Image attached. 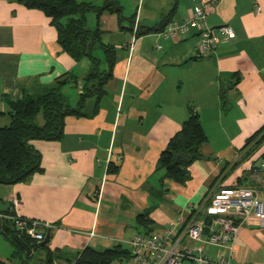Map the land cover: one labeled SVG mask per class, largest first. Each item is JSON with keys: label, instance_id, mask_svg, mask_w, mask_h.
<instances>
[{"label": "crops", "instance_id": "obj_1", "mask_svg": "<svg viewBox=\"0 0 264 264\" xmlns=\"http://www.w3.org/2000/svg\"><path fill=\"white\" fill-rule=\"evenodd\" d=\"M202 1L209 27L228 23L236 32L234 39H221L209 57L198 56L196 30L168 38L155 31L139 36L134 23L126 22L135 14L138 25L153 26L173 9L172 18L183 20L193 15L194 0H119L122 20L115 12L102 13V40L117 48L118 60L99 111L67 116L60 140L32 141L42 155L40 170L23 182L0 184L4 203L19 197L23 216L52 225L36 264H47L49 252L51 264H73L86 246L130 251L135 234L160 232L180 216L189 217L208 193L252 182L250 164L264 158V0ZM96 20L90 15L92 24ZM91 68L89 58L76 61L62 49L42 10L0 0V126L10 122V100L66 72L80 83L62 88L76 105ZM68 86L75 91L67 94ZM93 104L90 99L89 112ZM189 107L199 112L208 135L204 157L190 166L186 182H162L160 153ZM142 213L153 223L141 224ZM12 253L7 257L2 248L0 259L16 264ZM234 259L264 264V226L256 218L240 227Z\"/></svg>", "mask_w": 264, "mask_h": 264}, {"label": "trees", "instance_id": "obj_2", "mask_svg": "<svg viewBox=\"0 0 264 264\" xmlns=\"http://www.w3.org/2000/svg\"><path fill=\"white\" fill-rule=\"evenodd\" d=\"M28 8L42 10L52 19V24L58 32V43L64 51L76 61L87 57L92 62V68L86 75L79 100L76 105L71 104L62 92L66 84L78 88L77 75L66 72L53 83L44 85L36 91L25 89L21 99L9 101L10 122L0 126V184H15L28 179L40 170L42 155L32 141L60 140L64 136L65 118L74 116H92L97 114L100 101L107 93L106 84L113 77L114 67L118 60V50L114 45L106 44L102 40L101 15L106 10L117 13L122 20L123 7L119 0H108L103 5L78 0H16ZM96 14V25L88 27L87 15ZM174 9L162 20L149 27L136 23L134 14L129 18L133 22V29L137 35L152 31H162L172 20ZM137 26V27H136ZM136 28V31H135ZM103 52V58L97 54ZM94 100L92 111L88 110V101ZM39 115L43 122H38ZM264 138V134H263ZM208 141V135L202 124L200 114L194 107H189V115L181 128L170 138L167 146L159 156L158 165L165 170V179L184 183L190 178V166L204 157L202 146ZM11 213V212H10ZM141 224L150 225L153 220L148 214L138 216ZM48 228H46L47 230ZM0 233L15 246L13 258L26 261L32 256L14 241V234H20L30 244L37 242L15 228L11 219H0ZM149 233V232H148ZM130 251L121 246L97 250L86 246L78 252L73 264H112L116 259L128 256ZM53 253L49 252L47 264H51ZM22 260L21 264H26ZM0 264H9L0 259Z\"/></svg>", "mask_w": 264, "mask_h": 264}, {"label": "built area", "instance_id": "obj_3", "mask_svg": "<svg viewBox=\"0 0 264 264\" xmlns=\"http://www.w3.org/2000/svg\"><path fill=\"white\" fill-rule=\"evenodd\" d=\"M194 1L192 16L170 20L159 34L168 38L196 30L198 56L209 57L221 39H234L236 32L228 23L209 27L205 2ZM250 170L251 183L218 188L193 206L189 217L180 216L175 225L157 233L135 234L130 240L129 255L112 264H248L235 261L234 240L250 218L264 226V158L252 162ZM9 205L11 211H0V219L13 220L21 233L36 242L43 241L52 225L23 216L19 197L12 198Z\"/></svg>", "mask_w": 264, "mask_h": 264}, {"label": "rangeland", "instance_id": "obj_4", "mask_svg": "<svg viewBox=\"0 0 264 264\" xmlns=\"http://www.w3.org/2000/svg\"><path fill=\"white\" fill-rule=\"evenodd\" d=\"M123 1V0H122ZM126 7V11H128V6H125ZM94 13L93 12H90L88 13V27L90 28H93L95 27V24L96 22L94 21L93 24L90 22V15H93ZM126 22H130L129 19L126 20ZM136 33V32H135ZM98 52V56L100 58H103V52L101 50H97ZM70 89V90H69ZM67 91V94H68V90L70 91L69 93L71 94V91L74 92L75 89H73V87H66L65 89ZM72 97V96H71ZM70 99V98H69ZM42 120L41 117L38 118V122L40 123ZM9 204V203H8ZM4 249L5 248V253H7V257H10L11 256V253L13 252V249L15 248L14 245H12L11 241H9L2 233H0V249ZM7 249V250H6ZM7 251V252H6ZM3 253V252H2ZM44 254V250L43 249H40L36 252H34L31 256V258L29 259L30 263L31 264H36L40 261V258L42 257V255ZM17 259V258H16ZM16 259H13V263H16V264H19V262L16 260Z\"/></svg>", "mask_w": 264, "mask_h": 264}, {"label": "water", "instance_id": "obj_5", "mask_svg": "<svg viewBox=\"0 0 264 264\" xmlns=\"http://www.w3.org/2000/svg\"><path fill=\"white\" fill-rule=\"evenodd\" d=\"M0 211L2 212L11 211L10 205L8 203H4L1 199H0ZM50 238H51V228L47 230L45 239L41 242H37L36 244H30L18 233L14 234V241L20 247H22L28 255H32L34 252L38 251L50 240Z\"/></svg>", "mask_w": 264, "mask_h": 264}]
</instances>
